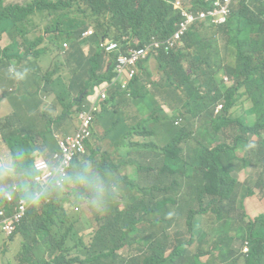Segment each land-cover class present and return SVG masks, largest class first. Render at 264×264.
<instances>
[{
  "label": "trees",
  "instance_id": "trees-1",
  "mask_svg": "<svg viewBox=\"0 0 264 264\" xmlns=\"http://www.w3.org/2000/svg\"><path fill=\"white\" fill-rule=\"evenodd\" d=\"M174 1L29 0L19 6L0 0V34L9 40L0 48L3 97L18 92L30 112L52 98L47 110L60 105L56 119L62 125L74 113L75 130L90 134L96 149L88 143L83 158L97 171L119 178L121 167L131 168L119 178V194L103 213L96 212L97 228L87 241L73 233L80 213L63 210L56 199L40 209L20 208L17 198L0 199V212L19 213L2 244L22 236L31 264H210L201 261L210 247L225 264H264V214L254 220L242 214L238 224L229 217L238 205L244 210V200L253 195L243 172L263 167L264 187V0H237L224 22L198 17L203 0L196 9L185 5L190 0L178 7ZM184 14L195 20L180 34V44L166 51L164 43L179 31L175 25L186 20ZM89 29L92 35L83 39ZM38 33L43 34L30 40ZM103 39L122 52L153 44L150 57L163 79L144 87L139 76L149 65L145 61L130 89L111 85L113 65L105 72L113 56L106 59L99 48ZM52 55L55 60H42ZM105 81L108 97L100 114L89 112L83 103ZM218 104L222 109L215 114ZM120 106L134 111L133 125H126ZM11 114L6 127L0 124L11 155L42 148L49 157L58 149L50 122L37 128L34 113ZM84 115L90 117L86 127ZM154 131L164 135L163 146L146 141ZM104 139L113 152L101 157ZM71 191L70 205L79 210L78 202L87 200L84 189ZM244 242L247 254L241 253ZM80 248L82 257L64 259V252Z\"/></svg>",
  "mask_w": 264,
  "mask_h": 264
},
{
  "label": "clouds",
  "instance_id": "clouds-1",
  "mask_svg": "<svg viewBox=\"0 0 264 264\" xmlns=\"http://www.w3.org/2000/svg\"><path fill=\"white\" fill-rule=\"evenodd\" d=\"M183 1L185 2V0ZM88 31H91V34L84 36V34ZM92 33V29H89L83 33L82 38L86 39L90 37ZM103 41L112 40L103 39L99 42V48L104 53L105 58L108 59L111 56H113V58L117 56L118 52L107 53L105 52V49L100 47V43ZM63 48L68 50V45L63 44ZM88 51L89 46H84L83 52L87 54ZM151 59L153 58L149 57L140 64L144 63L145 61H148L149 63V60ZM42 60L55 59L54 55H52L44 57ZM48 63L49 61L44 63L43 67L46 68ZM140 64L138 65V72L134 79L140 72ZM13 74L17 77L23 78V74L21 73L14 72ZM134 79L128 84L129 89ZM0 95L2 100L6 99L3 97V90L1 88ZM105 101L101 104L100 112ZM217 106L215 109V114H217L222 109L221 108L217 111ZM42 125L44 126V124ZM73 133L58 136L64 137L72 135ZM90 142L91 139L88 141V143ZM29 156L30 159H27L26 161V157ZM71 186H78L79 188L84 189V193H82V195L86 194L88 204L98 213H103L106 210L110 199H114L119 194V178L115 176L109 177L97 171L90 160H82L79 163L70 165L63 160L53 161L49 159L42 148L34 149L31 153L14 150L12 155L10 154V159H0V199L22 197L31 206H39L42 203L46 204L54 200V198L63 196ZM244 243L240 247L241 253L247 254L249 252V245L248 252H243L242 249Z\"/></svg>",
  "mask_w": 264,
  "mask_h": 264
},
{
  "label": "rangeland",
  "instance_id": "rangeland-1",
  "mask_svg": "<svg viewBox=\"0 0 264 264\" xmlns=\"http://www.w3.org/2000/svg\"><path fill=\"white\" fill-rule=\"evenodd\" d=\"M29 2V0H6V3H13V4H17L19 6H25L27 5ZM199 4L198 0H190L189 4H185L188 6H191L192 8ZM185 17V14L182 16ZM43 33H38L35 37H30V40H35L38 36L42 35ZM9 44V40L7 38V36L5 34H0V48H5L7 47ZM86 49V48H85ZM12 64V63H11ZM106 65V64H104ZM14 66V64H13ZM106 69H107V65H106ZM109 70H106L105 73H107ZM163 79V75L158 72L157 70V66H156V60L151 59L149 60V65L145 67V69L142 71V74L139 76V81L140 83H142V85L144 87H148L150 88L155 82L162 80ZM223 81H225L226 83V77L223 78ZM202 83V80H198L196 83L195 87H199ZM227 84V83H226ZM104 88V83H101L100 86L97 89H101L103 90ZM67 92L69 93V91L67 90ZM6 98L8 99L10 106L8 103H3L2 105V110L0 111V116L5 113L8 114L7 116H2L0 117V124L3 127H6L8 125V120L10 118H12V114L15 115H23L24 113H34L35 116H37L38 118L41 117V124H46L48 122H50V128L52 130V136H53V140L56 144L57 142V137L58 135H65V134H71L75 131L76 129V117L75 114H71L67 121L65 122L64 125H62L56 118L60 115L61 113V108L60 105L56 104L55 106V110H47V106H50L53 104V99H49L47 102L44 103V105L40 106L39 103H36V106L32 109L33 112H30L29 110L25 109L23 107V101L22 99H20V95L18 94V92H13V93H9ZM85 103V102H84ZM1 106V105H0ZM246 107H248L249 105L246 104ZM11 107V108H10ZM42 116H44V118H42ZM182 122L178 121V126L182 125ZM13 126H11L10 128H12ZM9 129V128H8ZM159 135V136H157ZM51 142V139H49ZM40 140L39 138H37L36 140H33V142L38 143ZM147 142H154L155 144H157L158 146H163L164 144V135L159 132V131H154L153 134L148 135V137L146 138ZM254 140L252 141V148H254ZM35 145V144H34ZM101 150L99 155L102 157L103 155H111L113 152V147L110 143V141L108 139H104L101 143ZM223 148L224 146L218 145V150L222 155H223ZM10 154H11V150H9L6 145H5V141L3 139V135L0 134V159H10ZM99 156V157H100ZM104 159H107L106 156L103 157ZM118 161V160H117ZM117 161L115 163H117ZM249 171L247 172H243L242 177L246 178L247 180L251 178V171L250 169H247ZM257 171H260V169H256ZM246 171V170H243ZM124 173L122 172L120 175L122 176ZM246 184L253 189V186L250 185L249 183L246 182ZM73 192H71V190L69 189L63 196L59 197V198H54L56 199L59 203L62 204L63 206V210H66L67 212L73 213V214H79L80 213V219L77 220L75 227L73 228V233H75L77 235V238L81 235L84 236L85 241L88 240L89 238V234L95 230V228H97V223L95 222V214H96V210L93 209L87 201H85L83 208H80L79 210L74 209V207L72 205H70V203L75 202V200H73L70 195ZM75 198L79 200V196L77 194H75ZM43 204V203H42ZM40 204L39 209L41 207ZM248 214L247 212L244 210L239 209V205L237 207V209H235L234 211H232L229 215V217L231 219H233L235 221L236 224L239 223L240 218L242 217V214H245L246 217L248 218V220H253L255 218H252L251 216H254V214L256 213V209L254 207L253 204H249L248 207ZM69 216V215H68ZM69 223V222H68ZM231 237H234V233L231 232L230 233ZM21 239L19 237H16L13 241V243H11L10 245H6V242H4L2 244L3 241H7V239H3L0 238V264H31L28 261V253H26V251L23 248V238L22 236H20ZM13 237H11L10 239L12 240ZM8 242V241H7ZM73 242H69L70 246L72 245ZM82 253H83V248H80L78 251L73 252L71 254H67L66 252H64V259L66 257H68L69 255L73 254V257L76 256H80L82 257ZM192 253H195L194 251H192ZM20 258H25L22 262H20ZM202 262H209L210 264H225L227 262L222 263L219 260V251L216 249H213L212 247H210L209 251H208V255L204 256L201 258ZM242 264V263H240Z\"/></svg>",
  "mask_w": 264,
  "mask_h": 264
},
{
  "label": "built area",
  "instance_id": "built-area-1",
  "mask_svg": "<svg viewBox=\"0 0 264 264\" xmlns=\"http://www.w3.org/2000/svg\"><path fill=\"white\" fill-rule=\"evenodd\" d=\"M237 0H203L204 7L195 9L199 10L198 17L200 19L211 17L215 22H224L226 18L230 15L233 4ZM183 0H176L173 5L178 7ZM189 4V2H188ZM186 20L178 22L175 27L179 28V31L173 34L165 44V50L173 47L175 44L179 45L180 34L184 31L185 27L192 23L195 20L193 14L185 15ZM91 34V31H88L84 36ZM153 44L146 46L145 48H128L126 52H122L119 49L118 45L112 41H103L100 43V47L105 49V52H118V55L113 58L114 77L110 80L111 85L118 86L121 90H126L128 84L134 79L138 72V65L150 57V49ZM227 80V78H226ZM103 90L95 88L92 96L88 98L84 107L89 112H95L99 114L101 104L107 98V93L105 91L108 84L105 82ZM222 108V105L217 106V111ZM83 118L86 120L85 127L88 125V120L90 119L89 115H84ZM57 137V147L58 149L53 152L49 159L63 160L67 164H74L75 162L82 159L87 153V144L91 139L90 134L84 129L81 128L76 130L72 135L69 136H56ZM18 203L21 207L28 205V203L22 197H16ZM78 210L77 208H75ZM19 220V213L16 211L10 213L8 210L0 212V237L7 239L10 235L13 234L15 229V222ZM243 252H248V244L244 243Z\"/></svg>",
  "mask_w": 264,
  "mask_h": 264
},
{
  "label": "crops",
  "instance_id": "crops-1",
  "mask_svg": "<svg viewBox=\"0 0 264 264\" xmlns=\"http://www.w3.org/2000/svg\"><path fill=\"white\" fill-rule=\"evenodd\" d=\"M3 103H8L9 104V102L6 99L2 100L1 99V95H0V105H1L0 106V111L2 110ZM119 111H122L124 113V115H125V117L127 119L126 120V125L131 126V125L134 124L133 120L129 119V117L134 115V111L133 110H130L129 107L120 106L119 107ZM8 114L3 113L0 117L7 116ZM33 123L35 124L33 126H35L37 128L43 127V125L41 124V120L40 119H36ZM89 144H90L91 148H95L96 149L93 139L91 140V142ZM88 153L89 152H87L86 158L88 157ZM86 158L80 159L77 163H79L82 160H85ZM256 169H260V171H257ZM250 171H251V173H250L251 174V178L247 180V183H249L250 185L253 186V189H252L253 195L251 197H247L244 200V206H245L246 212L248 214V210L247 209L249 207V204H253L254 205V207L256 209V213L254 214V216H251V217L255 218V217H257V216H259L261 214H264V187L260 183V178L263 176V167H256V168L250 169ZM122 172L124 174L122 176L119 175V178L124 177V176L128 175L129 173H131V168L121 167L120 168V174ZM74 187L75 186H71L69 189L72 190ZM71 192H73V191H71ZM76 202H78V201H76ZM78 203L83 208L85 201L83 203H81V202H78Z\"/></svg>",
  "mask_w": 264,
  "mask_h": 264
},
{
  "label": "water",
  "instance_id": "water-1",
  "mask_svg": "<svg viewBox=\"0 0 264 264\" xmlns=\"http://www.w3.org/2000/svg\"><path fill=\"white\" fill-rule=\"evenodd\" d=\"M111 64H108L107 66V70L110 68ZM87 93V91H84L82 94L79 95L78 97V101L81 102L82 101V98L83 96Z\"/></svg>",
  "mask_w": 264,
  "mask_h": 264
}]
</instances>
